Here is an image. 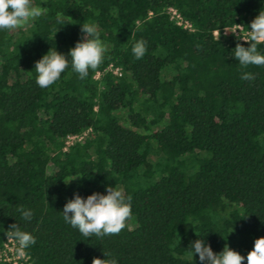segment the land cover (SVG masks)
Returning <instances> with one entry per match:
<instances>
[{"label":"trees","instance_id":"obj_1","mask_svg":"<svg viewBox=\"0 0 264 264\" xmlns=\"http://www.w3.org/2000/svg\"><path fill=\"white\" fill-rule=\"evenodd\" d=\"M31 4L45 11L0 29V241L18 224L36 241L25 250L31 264H92L104 253L117 264H201L188 249L203 239L247 264L264 237V65L240 66L233 50L250 44L230 30L250 31L264 0ZM83 23L97 26L106 52L80 79L68 54ZM141 39L147 51L136 59ZM51 49L69 65L41 88L35 64ZM257 49L264 55V44ZM246 72L255 78L243 80ZM109 186L132 198L119 234L85 237L64 220L75 194Z\"/></svg>","mask_w":264,"mask_h":264},{"label":"clouds","instance_id":"obj_2","mask_svg":"<svg viewBox=\"0 0 264 264\" xmlns=\"http://www.w3.org/2000/svg\"><path fill=\"white\" fill-rule=\"evenodd\" d=\"M44 9L34 7L31 0H0V29L15 30L24 27L39 17ZM243 25H236L239 31ZM251 31L241 39L250 46L245 48L237 43L234 51V59L240 66L264 65V55L258 52L257 45L264 44V10L250 24ZM81 32L84 34L82 42H77L75 47L70 50L72 69L79 74L80 79L88 76L89 69L95 70L103 61L106 48L100 39V33L95 24L83 23ZM235 31L234 33H236ZM240 32V31H239ZM147 51L146 41H137L132 53L136 59H141ZM69 65V59L51 49L48 54L36 62L35 71L37 72L36 83L41 88H47L56 82L61 74ZM243 80H252V73H244ZM107 195L93 193L84 199L75 194L63 209V218L73 228H78L85 237L95 234L97 237L105 235L119 234L125 228L126 220L131 217V196L125 197L122 190L112 186L107 187ZM22 214V218L30 220L31 210H26L23 206L17 208ZM8 240L17 242L16 252L23 257L25 250L36 243L35 238L24 231H21L18 224L10 225V230L6 233ZM189 254H198L201 264H243L245 257L233 251L225 244L221 253L216 254L210 245H206L203 239L196 240L189 247ZM111 254L104 253L106 259L93 258L92 264H117V260L109 258ZM247 264H264V237L254 241V248L246 257Z\"/></svg>","mask_w":264,"mask_h":264},{"label":"built area","instance_id":"obj_3","mask_svg":"<svg viewBox=\"0 0 264 264\" xmlns=\"http://www.w3.org/2000/svg\"><path fill=\"white\" fill-rule=\"evenodd\" d=\"M167 13L169 15L170 20H172L177 26L182 27L183 29H187L189 31H192V26L189 22L183 20L181 15L177 12L174 8H168ZM234 36L238 37L240 40L243 39L248 31H244L243 28L239 31L236 29V25L233 26L230 30ZM237 31L236 33H234ZM251 31V30H250ZM227 30H223L221 33L219 31L214 32L215 37L226 36ZM243 41V40H241ZM245 42V41H243ZM108 71H111L114 75H120V71L118 68H112L109 67L107 69ZM98 78V75H97ZM82 136H70L67 139V143L70 144L76 140H80ZM18 247V244L14 240H8L7 236L4 240L0 241V264H31L30 257L27 255L25 251V255L23 257L18 256L16 252V248Z\"/></svg>","mask_w":264,"mask_h":264}]
</instances>
